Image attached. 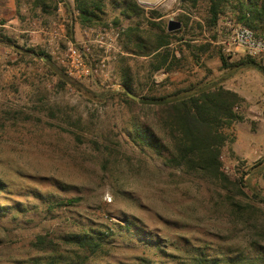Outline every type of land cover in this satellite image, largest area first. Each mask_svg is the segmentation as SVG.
I'll return each mask as SVG.
<instances>
[{
	"label": "rangeland",
	"instance_id": "374dc122",
	"mask_svg": "<svg viewBox=\"0 0 264 264\" xmlns=\"http://www.w3.org/2000/svg\"><path fill=\"white\" fill-rule=\"evenodd\" d=\"M128 1L143 16L123 15V0H102V12L83 22L74 0H0V180L7 188L0 194V264L47 257L33 246L38 236L63 257L74 256L67 237L83 229L112 233L108 254L84 264H197L206 257L228 264L225 256L233 255L264 264V232L250 248L242 219L224 201L227 192L167 167L165 154L136 136L146 126L163 136L154 99L192 85L235 92L243 119L224 130L221 169L241 182L240 200L264 226V75L235 66L248 55L228 45L227 22L240 23L229 12L210 30L203 1ZM170 19L179 30L167 32ZM128 28L147 46L153 35L168 33L169 45L160 49L166 61L146 56ZM70 46L87 47L84 63L104 65L102 71L69 75L62 60ZM252 58L264 67V55ZM124 82L135 104L120 96ZM126 221L139 225L145 241L117 226Z\"/></svg>",
	"mask_w": 264,
	"mask_h": 264
},
{
	"label": "trees",
	"instance_id": "16d2710c",
	"mask_svg": "<svg viewBox=\"0 0 264 264\" xmlns=\"http://www.w3.org/2000/svg\"><path fill=\"white\" fill-rule=\"evenodd\" d=\"M40 1V0H39ZM199 1L206 4L207 26L210 30L217 25L220 16L231 13L236 22L244 25L256 34H264V0H189V3L196 7ZM42 2V1H41ZM75 9L81 21H91L96 13L102 12V0H74ZM122 14L131 17H141L144 12L134 1L123 0ZM155 11H151L153 16ZM260 31V32H258ZM140 31L128 28L126 34L129 38L135 35L136 47L148 50L146 56H153L154 59L161 58L162 63L167 57L160 52V49L169 45L170 35L164 30L160 34L153 35V44L145 45L137 35ZM166 54V53H165ZM45 61L49 57L41 54ZM224 63L225 58L220 56ZM236 67H250L264 75V67L254 58L245 56ZM161 65L154 67L157 71ZM124 92L120 96L124 97L128 103L135 104L128 97L126 92L131 91L130 85L124 82L122 85ZM243 99L235 92L224 89L222 86H198L192 85L176 93L154 99L153 108L155 110L156 123L159 124L163 136H158L155 131L146 126L136 130L138 144L146 146L156 151L158 154H165L163 157L167 167L179 169L186 174L197 175L209 182L219 185L227 194L224 201L231 206L237 214L241 223L248 232L250 248L256 249L259 236L264 232L263 224L258 221L249 203L240 200L245 195L241 189V182L232 181L221 169L220 155L227 137L224 130L231 127L237 121H241L242 115L237 111L243 103ZM7 191L6 184L0 180V194ZM59 204L72 202L71 199L59 200ZM136 224V225H135ZM120 229L127 232L134 229L132 234L141 241H145V233L132 221H126L125 225L117 224ZM83 229L81 233H72L67 237L68 242L76 247L74 256L63 257L58 251L47 246L43 236H38L33 243L37 249L47 252V257L35 259L27 264H78L80 254H82V264L87 260L96 259L108 254L105 247L107 239L112 235L106 231H96ZM228 264H255V261H248L240 255L225 256ZM222 259H207L199 261L197 264H220ZM264 261V259H263ZM139 264H154L150 260L143 259ZM195 264V263H193Z\"/></svg>",
	"mask_w": 264,
	"mask_h": 264
},
{
	"label": "built area",
	"instance_id": "2783aa9c",
	"mask_svg": "<svg viewBox=\"0 0 264 264\" xmlns=\"http://www.w3.org/2000/svg\"><path fill=\"white\" fill-rule=\"evenodd\" d=\"M227 26L228 45L241 48L250 57L264 55V34L258 35L250 28L235 24L230 20L227 22ZM87 52H89L87 47H84V51H80L73 46L68 48L66 60H62V63L66 64L69 75L77 78H89L98 75L102 71L104 65L89 67L84 63L83 55Z\"/></svg>",
	"mask_w": 264,
	"mask_h": 264
},
{
	"label": "water",
	"instance_id": "95a60500",
	"mask_svg": "<svg viewBox=\"0 0 264 264\" xmlns=\"http://www.w3.org/2000/svg\"><path fill=\"white\" fill-rule=\"evenodd\" d=\"M181 27V23L179 21H175V20H172L170 19L167 23V32H174V31H177L179 30ZM128 97H130L131 99L133 100H136V98L134 96H132L129 92H126Z\"/></svg>",
	"mask_w": 264,
	"mask_h": 264
},
{
	"label": "bare ground",
	"instance_id": "6f19581e",
	"mask_svg": "<svg viewBox=\"0 0 264 264\" xmlns=\"http://www.w3.org/2000/svg\"><path fill=\"white\" fill-rule=\"evenodd\" d=\"M160 1L162 0H138V2L141 3L142 5L150 6V7L157 4Z\"/></svg>",
	"mask_w": 264,
	"mask_h": 264
}]
</instances>
